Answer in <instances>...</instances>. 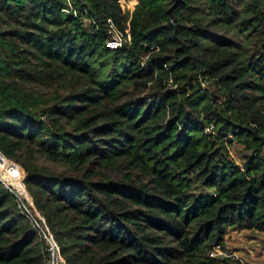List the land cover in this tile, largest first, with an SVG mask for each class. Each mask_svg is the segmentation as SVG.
Listing matches in <instances>:
<instances>
[{"label": "trees", "instance_id": "obj_1", "mask_svg": "<svg viewBox=\"0 0 264 264\" xmlns=\"http://www.w3.org/2000/svg\"><path fill=\"white\" fill-rule=\"evenodd\" d=\"M123 1L86 0L110 48L0 0V264H48L17 190L66 264H240L210 253L264 233V0Z\"/></svg>", "mask_w": 264, "mask_h": 264}, {"label": "built area", "instance_id": "obj_2", "mask_svg": "<svg viewBox=\"0 0 264 264\" xmlns=\"http://www.w3.org/2000/svg\"><path fill=\"white\" fill-rule=\"evenodd\" d=\"M66 5L62 9V12L68 17L80 18L82 21L90 23L96 28V30L103 32L107 36V46L110 48H121L124 45L132 44L131 35L128 31L124 32L119 26L111 19L108 18L104 25L98 23L97 19L90 14L89 7L87 6L86 0H65ZM146 47L147 45L144 44ZM154 48V47H151ZM146 55L145 58H148ZM145 64V62L143 63ZM208 81L201 80V86L207 87ZM214 129V125L211 124L207 131L211 132ZM17 201L22 208L25 215H27L31 221L32 228L36 232L38 239L44 245V251L48 258V264H66L62 255L60 244L49 234L42 219L37 216L29 204L24 202L22 196L18 192ZM217 254L234 257L240 261V264H247L246 261L237 255L229 254L224 251L211 252V256Z\"/></svg>", "mask_w": 264, "mask_h": 264}, {"label": "rangeland", "instance_id": "obj_3", "mask_svg": "<svg viewBox=\"0 0 264 264\" xmlns=\"http://www.w3.org/2000/svg\"><path fill=\"white\" fill-rule=\"evenodd\" d=\"M123 4L125 5L126 11H132L135 7L136 0H124ZM233 153L235 159L241 162V148H234ZM5 176L11 182L10 178L7 175ZM17 192L19 191L17 190ZM225 239L234 255L242 257L247 264H264V233L254 230L229 229Z\"/></svg>", "mask_w": 264, "mask_h": 264}, {"label": "crops", "instance_id": "obj_4", "mask_svg": "<svg viewBox=\"0 0 264 264\" xmlns=\"http://www.w3.org/2000/svg\"><path fill=\"white\" fill-rule=\"evenodd\" d=\"M228 232H229V230H228ZM228 232H227V234H228ZM227 234H226V235H227ZM225 240H226V239H225Z\"/></svg>", "mask_w": 264, "mask_h": 264}, {"label": "bare ground", "instance_id": "obj_5", "mask_svg": "<svg viewBox=\"0 0 264 264\" xmlns=\"http://www.w3.org/2000/svg\"><path fill=\"white\" fill-rule=\"evenodd\" d=\"M13 183V182H12Z\"/></svg>", "mask_w": 264, "mask_h": 264}]
</instances>
